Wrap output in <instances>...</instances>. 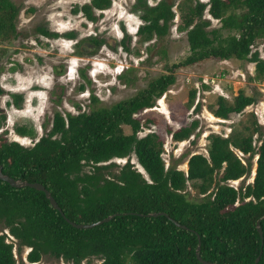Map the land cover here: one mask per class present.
<instances>
[{
    "label": "trees",
    "instance_id": "trees-1",
    "mask_svg": "<svg viewBox=\"0 0 264 264\" xmlns=\"http://www.w3.org/2000/svg\"><path fill=\"white\" fill-rule=\"evenodd\" d=\"M111 0H88L74 4L89 20L96 18L94 9H103ZM174 0H134L141 23L136 28L140 40L160 37L167 32L174 16ZM179 9L177 28L185 30L188 54L181 63L205 57H235L253 62L252 79H264V58L251 45L264 38V0H193L176 3ZM219 20L207 28L209 19L204 8ZM17 6L11 0H0V37L13 34ZM43 35H56L44 26H35ZM72 37V30L64 32ZM94 44L101 39L88 38ZM174 80L161 73L136 93L109 105H93L87 111L62 114L55 109L50 127L31 145L0 139V166L3 173L27 181H39L55 199L62 214L54 208L42 190L31 186H13L0 178V224L7 228L19 245L29 246L27 261H36L47 253L71 264L82 259L100 257L95 264H264V135L259 125L243 124L226 135L209 133L206 153L188 154L186 169L165 166L161 157L162 140L155 131L137 135L140 121L134 115L151 106L153 100ZM205 86V85H204ZM79 87H83L82 84ZM2 88L0 86V93ZM16 99L18 93L11 94ZM193 90L189 92V97ZM254 96L238 89L227 100L216 95L215 116L226 118L254 101ZM96 97L91 94V100ZM4 113L0 110V126ZM197 119L171 130V138H187L197 126ZM127 124L129 132L121 125ZM20 133L31 128L16 126ZM258 131L259 142L252 140ZM256 153L252 180L238 187L227 183L245 175V162L233 149ZM132 152L146 177L126 160L111 172L112 157ZM89 165L84 170L83 165ZM189 181L199 200H191L183 191ZM149 211H162L146 215ZM107 214L108 220L91 227H75V222H91ZM183 224L184 227L176 224ZM256 221L261 228L259 234ZM0 264H15L12 242L0 232Z\"/></svg>",
    "mask_w": 264,
    "mask_h": 264
},
{
    "label": "rangeland",
    "instance_id": "rangeland-1",
    "mask_svg": "<svg viewBox=\"0 0 264 264\" xmlns=\"http://www.w3.org/2000/svg\"><path fill=\"white\" fill-rule=\"evenodd\" d=\"M17 6L13 34L0 37V110L4 121L0 126V139L16 140L31 145L40 135L47 132L55 109L62 114L87 111L93 105H109L118 99L136 93L161 73H172L174 80L153 104L134 113L139 118L137 135L155 131L162 140L161 157L165 166L185 170L188 154L206 153L209 133L226 135L232 127L243 124L252 126L254 119L259 132L264 135V79L250 78L253 62L235 57H205L181 63L188 54L185 30L177 28L179 9L176 3H192L193 0H174V16L167 32L140 40L136 33L141 23L138 11L133 10L134 0H111L103 9H94L96 18L89 20L81 11L72 12L74 4L88 0H11ZM153 4L156 0H146ZM206 1V0H202ZM202 16L209 19L207 28L219 25L204 8ZM35 26H44L56 35H43ZM72 30L69 37L64 32ZM101 39L94 44L88 38ZM256 49L264 58V38L256 40L251 50ZM82 84L83 87H79ZM205 85V86H204ZM238 89L252 94L254 101L240 112H230L228 117L213 115L216 95L230 100ZM193 95L189 97V92ZM21 95L16 99L11 94ZM91 94L96 99L91 100ZM198 123L193 132L184 139L171 138V130L187 124L191 119ZM16 126L31 128L32 132L20 133ZM129 132L127 124L121 125ZM258 131L252 142H259ZM242 161L250 162L249 171L227 183L238 187L252 180L256 153L248 157L233 149ZM129 160L145 177L132 152L113 161L111 172ZM89 165L84 164L86 170ZM187 198L199 200L202 193L196 191L189 181L183 189ZM0 232L12 242L15 264H71L61 257L43 253L36 261H27V245H19L0 224ZM100 257L82 259L79 264H95Z\"/></svg>",
    "mask_w": 264,
    "mask_h": 264
},
{
    "label": "water",
    "instance_id": "water-1",
    "mask_svg": "<svg viewBox=\"0 0 264 264\" xmlns=\"http://www.w3.org/2000/svg\"><path fill=\"white\" fill-rule=\"evenodd\" d=\"M0 178L7 181L9 184L13 185V186H23V185H27V186H31L35 189H39V190H42L45 197L48 199L49 203L56 209H58L60 211V213L62 214V211L60 210V207L58 206V204L56 203L55 199L53 198V196L50 194V192L48 191V189H46L44 187V185L42 183H40L39 181H27V180H18V179H15L11 176H9L8 174L6 173H3L1 171V166H0ZM160 213H163L162 211H149V212H146L145 214L146 215H156V214H160ZM113 214H107L99 219H96L94 221H91V222H88V223H85V222H75L73 220H70L69 218L65 217V220L68 221L71 225L75 226V227H91V226H94L100 222H103V221H106L108 220ZM174 222L176 224H179L176 220H174ZM180 226L184 227L183 224H179ZM256 229L258 231V233L260 234L261 233V228H260V225L258 224V221H256ZM198 249H199V239L197 240V244H196V247H195V256L196 258L204 263V264H211L212 262L211 261H208V260H205L203 259L199 253H198ZM258 260V255L255 256V258L253 259V261L250 263V264H254L256 261Z\"/></svg>",
    "mask_w": 264,
    "mask_h": 264
}]
</instances>
